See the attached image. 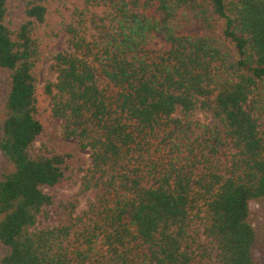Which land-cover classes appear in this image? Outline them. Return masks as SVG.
Here are the masks:
<instances>
[{
	"label": "trees",
	"instance_id": "trees-1",
	"mask_svg": "<svg viewBox=\"0 0 264 264\" xmlns=\"http://www.w3.org/2000/svg\"><path fill=\"white\" fill-rule=\"evenodd\" d=\"M54 1L0 0V264H264V0H87L42 82Z\"/></svg>",
	"mask_w": 264,
	"mask_h": 264
},
{
	"label": "rangeland",
	"instance_id": "rangeland-1",
	"mask_svg": "<svg viewBox=\"0 0 264 264\" xmlns=\"http://www.w3.org/2000/svg\"><path fill=\"white\" fill-rule=\"evenodd\" d=\"M54 5L51 8L48 23L41 30V40L44 46V61L41 68V80L44 82L48 78V67L56 54L67 51L69 45V36L64 31V27L72 22L78 20V16L83 13H89L87 8V0H55ZM90 11H93L91 9ZM181 34H195L199 30L197 27L183 25L179 29ZM155 48H161L165 46V42L162 37L158 36L156 42L153 45ZM0 78H3L0 75ZM46 127L53 132H60L63 122L48 117L46 120ZM74 146L77 144L73 143ZM85 156L89 157V153H85ZM5 160L0 154V172Z\"/></svg>",
	"mask_w": 264,
	"mask_h": 264
}]
</instances>
